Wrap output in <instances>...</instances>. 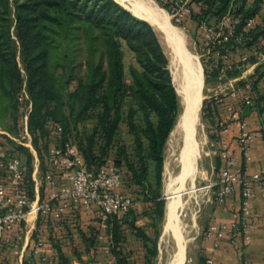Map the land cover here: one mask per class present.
<instances>
[{"label":"trees","instance_id":"16d2710c","mask_svg":"<svg viewBox=\"0 0 264 264\" xmlns=\"http://www.w3.org/2000/svg\"><path fill=\"white\" fill-rule=\"evenodd\" d=\"M192 1L200 9L191 16L205 18L214 15L218 19L227 15L231 17L230 27H233L234 33L226 36L228 40L223 41L224 47H218L223 48L220 52L222 60L209 72L220 76L224 70L226 77L240 74L241 66L227 67L223 57L231 51L234 42H244L246 47L251 48L264 38V19L261 22L257 20L264 0H254L253 3H249V0ZM251 19L257 21L249 25ZM16 40L20 42V49ZM123 43L134 52L137 61V65H132L130 69L132 83L129 86L125 79ZM19 56L25 64L26 80L22 76ZM257 82H253L254 86ZM24 89L32 102L29 129L44 169L48 167L47 159L52 144L63 147L75 144L88 167L105 165L92 159L99 155L94 150L95 135L100 131L108 145L113 142L122 119L125 96L130 92L145 117V125L140 127L133 121L132 112V130L138 131L140 137L144 136L149 145L145 150L140 138L135 154L138 161L126 151V159L121 157L120 153L123 155L124 150H120L117 164L123 172L125 166L127 170L122 176V184L136 186L143 201L155 202V205L152 203L150 207L147 206V215L156 219L158 217V221L164 217L165 199L161 197L160 186L155 190L153 183H161L164 147L176 124L180 105L169 56L151 22L133 13L119 0H0L1 120L10 114L16 123L19 122L21 105L25 101L22 99ZM206 101L210 103L208 112L215 114L217 101ZM97 107L101 108L98 126L87 143L83 137H76V129L80 123L90 119L92 110ZM152 114L158 117L157 122L153 120ZM0 146L23 159V184L34 198L36 192L31 150L7 135H0ZM151 161L155 165L154 179L151 178ZM48 190V183L43 182L42 199L47 197ZM71 208L60 217L53 212L39 217L62 220L66 213L87 209L97 211L101 224L100 210L96 206L86 208L80 202L72 203ZM138 218L139 214L133 205L122 218L113 215L109 219L106 227L112 232L111 250L117 264H132L125 252V229L129 228L150 250L148 242L152 237L145 227L138 224ZM56 246L62 252L59 242H56ZM32 249V259L31 262L26 261L27 264H37L33 244ZM151 250L156 253V241ZM61 259L67 262L64 253H61Z\"/></svg>","mask_w":264,"mask_h":264},{"label":"rangeland","instance_id":"374dc122","mask_svg":"<svg viewBox=\"0 0 264 264\" xmlns=\"http://www.w3.org/2000/svg\"><path fill=\"white\" fill-rule=\"evenodd\" d=\"M119 1L133 13L144 18L143 14L134 9V2L132 0ZM155 1L160 6L167 9V11L170 13L172 22L182 29L186 37V45L188 49L197 56L204 71V99L200 108V118L198 123V137L201 142L202 150L197 162L198 168L194 177L190 175L185 180H176L174 182V188L178 187L177 189L180 191L182 201L184 202V204H182L180 207V214L184 233L187 238V249L185 254L186 258L184 257L185 260L183 259L184 262L181 263L205 264L206 255L203 251V243L206 238H209L207 233L208 228L209 225L216 219L213 214L216 204H219L220 202L217 199L215 192L219 190V185H217L216 183L220 179L221 166L223 163L221 157L217 153L219 140L221 139V133L223 132V130L221 128L219 129L218 123L219 120L228 119V117H222L220 115L218 103H221L222 99L227 94H231L234 92V94L236 95L238 92H240L236 91L237 89H235L239 86L244 87V97L242 101L240 100L238 103V107L240 108H237L235 106H232V108H236L237 110L241 111L245 104L253 103L254 97L252 96L253 93L251 94L247 91V86L240 85L238 83L235 84V88H228L225 90L215 91L213 87L217 84H221V82H224L226 80V71L221 69V77L215 76L214 74H211V72L213 70V67H215L214 65L219 64V62L222 60V57H220V52L223 50V48L220 49L218 47H224L225 42L223 41L228 40L226 36H228V34L234 33V31L232 30L233 27H230V15H227L221 19H218L214 15H209L205 18H198L195 16H191V14H193L194 12H198L200 9L198 4L194 3L192 0ZM253 1L254 0H249V3H253ZM12 6H14V2L12 3ZM258 17L259 18H257V20L259 21H262L264 19V2L262 4V9ZM202 19H204V21H202L201 23L200 21ZM157 26L158 25H155L154 27L156 28L162 44L170 59V68L172 70L174 83L178 91L180 109L174 129L170 133L164 147V163L161 183H159V185L155 181L153 183V189L155 190L157 189V186H160L159 190L162 195L161 197L165 199L164 217L160 221H158V217L157 219L151 218L149 215H147L148 212L145 213V210L147 211V206L150 207V205H152V203L154 204L155 202L152 201V203H147L145 201H142V209L143 213L145 214H143V217L141 218V223L142 221L144 222L143 227H145V229L152 237L148 242L150 250L149 248H146L144 246L143 241L137 238L129 228L125 229L126 240L124 242V247L125 252L129 256L132 264H167L177 249L176 239L171 233L164 235L163 228L166 217V204L172 191L167 186L168 180L171 177L176 178L178 175H180L183 166L180 159V151L183 144V135L182 130L177 127V124L180 118V114L184 110V66L181 58L175 52L172 44L166 38L164 32L159 29V26ZM16 43L18 48L20 49L19 40H16ZM231 46V51L228 54L225 53L226 55L223 57L224 63L226 65H234L233 62H236L243 65V63L247 62V59L251 55L250 47H246L247 45L244 42H234ZM123 49L125 54L124 61L126 67L125 79L127 85L129 86L132 83V75L130 69L132 65H137V61L135 59L134 52L125 43H123ZM244 56L248 58L245 60ZM19 61L22 69L23 79L26 80L27 71L23 59L20 56ZM240 83L244 84L242 82ZM25 91L26 89H24V93ZM226 92L228 93L226 94ZM247 94L252 97L251 101L249 102H245V95ZM216 96H218L219 99H216ZM209 99H215L217 101V108L215 109V114L213 115H211V113H209L207 110L210 103L206 100ZM29 110L30 99L28 97V99H25V101L21 105L20 120L18 123L15 122L10 114H6L5 117H3V120L0 119V129L7 132H0V135H7L8 137V133L12 135H19L22 130L21 127L25 125L27 116H29ZM100 112V107L92 110L90 119L78 125V129H76V137H83V140L87 141V143L89 142L91 135H93L98 126V116ZM132 112L133 121L140 127H143L145 125L144 112L140 109L137 100L131 95L130 92H127L122 107V119L113 142L108 145L106 138L100 131L95 135L93 141L94 150L99 155L97 156V158H92L94 161L97 160L98 162L104 163L105 165L119 167L117 164V159L121 149L124 150L123 155L120 153L121 157L126 159V157L124 156V152L126 151L127 154L132 155V158H134V160L138 161V157L135 156V154L137 152L140 138L143 143L144 149H148L149 141L144 136L140 137L138 131L132 130ZM152 118L155 122L158 121V117L156 116V114H152ZM230 122L231 121H229L228 124ZM10 139L12 138L10 137ZM36 150L38 151L37 147ZM150 165L152 171L151 178L154 179V162L151 161ZM124 170L125 171L123 172L121 168L122 176L125 175L127 171L126 166ZM213 183L214 185H212ZM122 187V191L132 197L134 205V203L138 201L136 198L137 195H135L134 192H138L139 188L133 185L126 186L125 183L122 184ZM141 197L142 195L139 196V198L142 200ZM83 214V211L80 209L79 211L76 210L75 212H72V216L70 217L71 220L59 234L62 236L60 240H63L64 242L69 241L70 246L75 245V254L77 256L76 260H78V262L86 261L90 262V264H116V260L115 258H113V254H110L106 250L108 248H111V244L113 241L112 235L109 232V228H106L108 231L106 230L104 232H102L101 230H97L98 222H100L99 219L92 218L89 221H85V219L83 218ZM42 215L44 216V214ZM37 217H35V214L30 215L29 220L33 221ZM95 217H97V215ZM102 225L104 226V224ZM88 233L89 235H87ZM155 241L157 243V251L156 253H153L151 252V249L155 247ZM86 243L92 245V251L86 252L84 250V246ZM80 262L79 264H81Z\"/></svg>","mask_w":264,"mask_h":264},{"label":"built area","instance_id":"2783aa9c","mask_svg":"<svg viewBox=\"0 0 264 264\" xmlns=\"http://www.w3.org/2000/svg\"><path fill=\"white\" fill-rule=\"evenodd\" d=\"M255 23V19L249 21V25ZM251 87V83L245 84ZM236 91H243L239 86ZM235 91V92H236ZM234 94V92H233ZM27 91L22 99H28ZM216 99H219L216 96ZM250 95H245V102L251 101ZM32 102L30 101V110ZM30 113V112H29ZM29 116L19 135L8 133L12 140L27 146L30 150H36L33 135L29 129ZM229 121H238L241 132L239 136L242 151L245 158H251L254 135L248 129L241 113L236 108H231L227 120H219L223 131L229 129ZM0 132H5L0 129ZM37 151V150H36ZM217 153L222 159L220 179L217 181L219 190L215 192L217 199L224 202L226 198L237 189L241 191V207L239 216L231 223L214 221L209 225L208 236H215L221 240L228 233L233 243H237L238 236L244 235L250 240V223L252 216V201L256 195L264 197V167L259 171L248 174L243 166L238 165L237 157L230 144L223 138L219 140ZM48 167L41 164L34 169L33 179L42 186L48 183L49 190L45 199L36 191L32 198L23 184L25 163L22 158L11 151L4 150L0 146V237L6 231L16 228L29 220V216L35 214L55 213L58 217L65 212L68 201L72 203L82 202L86 208L96 206L100 210L101 222L108 226L109 219L116 215L122 218L133 206V199L122 191V171L119 167L103 165L98 168H90L85 163L83 155L75 144L63 147L52 144L49 148ZM42 166V167H41ZM42 168V169H41ZM214 185V183L212 184ZM19 239L23 235L18 236ZM44 242L37 238L33 242L34 252L37 255V264H45L46 257L41 254ZM205 264H215V258L208 256Z\"/></svg>","mask_w":264,"mask_h":264},{"label":"crops","instance_id":"0c3cea01","mask_svg":"<svg viewBox=\"0 0 264 264\" xmlns=\"http://www.w3.org/2000/svg\"><path fill=\"white\" fill-rule=\"evenodd\" d=\"M250 49L251 55L249 58L244 56L245 60L248 58L247 62L243 63V65L233 62L235 65L233 67L241 66L240 74L228 76L225 78L226 80L224 82L213 87L215 91H218L235 88V84L237 83L240 85H247V83L252 84L251 87H248L247 91L251 94L253 93V103L245 104L240 111L248 129L254 135L251 158L247 160L242 151L239 140L241 127L238 121H231L228 125L229 129L221 133V138L225 139L234 150L238 165L243 166L246 173L253 174L264 167V38ZM230 66L231 64L227 67ZM256 80H258V82L254 86L253 82L255 83ZM240 82L246 83L241 84ZM228 92H226V94ZM243 97V91L238 92L236 95L233 93L227 94L222 99L221 103H218L220 115L222 117H228L232 106L240 108L238 107V103L240 100L242 101ZM261 107L263 110H261ZM31 152L33 154V168L35 169L38 164H41V158L38 151L31 150ZM38 190L42 197V186L38 185V182L35 181V192ZM134 194L137 195L136 198L138 200L134 203L136 212L139 214L138 224L143 226L144 222L142 221L141 223V218L143 217V200L139 198L140 194L138 192H134ZM71 207L72 204L68 201L65 212L70 211L72 209ZM240 207L241 191L237 189L234 193H231L224 202L216 204L213 214L216 218L215 221L231 223L238 218ZM82 211L85 221L98 217L97 211L95 210L90 211L84 209ZM96 215L97 217H95ZM71 216V213H66L64 215L65 218L62 220L56 217L54 219L37 217L33 221L28 220L24 222L22 227L17 226L3 233L0 237V264H27L26 261L31 262L33 255L32 244L35 237L41 238L44 242L41 254L46 257L45 264H79L80 261L78 262V260H76L75 245L70 246L69 241L64 242L60 240L62 236L59 235L71 220ZM249 223L250 240H246L244 235L241 234L238 236V242L233 243L229 233L221 240L216 239L215 236L206 238L203 243V251L206 257L213 256L215 258V264H264V197L259 194L256 195L252 201V216L249 219ZM97 228V230L104 232L108 227L98 222ZM109 232L112 235L111 230ZM20 233L23 235V238L17 240V236L20 235ZM87 235H89V233ZM52 236H55V238L53 239ZM56 242H59L61 245L62 252L57 248ZM84 247L86 252L93 250V247H89L88 243H86ZM106 250L110 254H113V258L116 260L111 248ZM61 253L65 254L67 262L61 259ZM80 263L90 264V262L86 261H81Z\"/></svg>","mask_w":264,"mask_h":264},{"label":"bare ground","instance_id":"6f19581e","mask_svg":"<svg viewBox=\"0 0 264 264\" xmlns=\"http://www.w3.org/2000/svg\"><path fill=\"white\" fill-rule=\"evenodd\" d=\"M132 1L134 2V9L143 14L154 26L158 25L160 27L159 29L164 32L184 66V110L180 114L177 124L183 135V144L180 151L183 166L180 175L176 178L171 177L168 180L167 186L172 191L166 204V217L163 228L164 235L171 233L177 241V249L167 264H182L187 249V238L180 214V207L184 202L180 191L177 189L178 187L174 188V182L178 179L185 180L190 175L194 177L198 168L197 162L202 150L198 137V123L200 108L204 99V71L197 56L188 49L184 32L172 22L167 9L160 6L155 0Z\"/></svg>","mask_w":264,"mask_h":264},{"label":"water","instance_id":"95a60500","mask_svg":"<svg viewBox=\"0 0 264 264\" xmlns=\"http://www.w3.org/2000/svg\"><path fill=\"white\" fill-rule=\"evenodd\" d=\"M144 19H146L145 17H144ZM146 20H148V19H146ZM149 22H151L150 20H148Z\"/></svg>","mask_w":264,"mask_h":264}]
</instances>
